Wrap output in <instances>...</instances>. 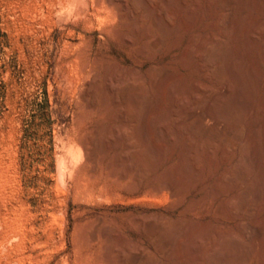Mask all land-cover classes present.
Listing matches in <instances>:
<instances>
[{
    "label": "rangeland",
    "instance_id": "1",
    "mask_svg": "<svg viewBox=\"0 0 264 264\" xmlns=\"http://www.w3.org/2000/svg\"><path fill=\"white\" fill-rule=\"evenodd\" d=\"M107 1L0 0V264H126L132 251L143 264H215L210 243L222 231L251 244L250 260L263 264L257 231L221 209L251 179L214 189L243 143L262 189L264 72L250 96L234 88L247 107L234 103L241 134L222 158L219 139L208 149V129L224 133L236 119L217 127L208 107L228 76L215 81L202 57L216 36L226 57L263 68L264 38H252L251 21L258 14L264 29L262 1L248 9L247 0H166V11L161 0L134 10ZM222 13L238 23L227 37L215 22ZM152 25L168 31L158 49L144 50ZM201 112L202 122L186 118ZM95 141L104 148L91 159ZM143 164L147 175L137 178ZM250 202L253 214L242 217L264 227V198Z\"/></svg>",
    "mask_w": 264,
    "mask_h": 264
},
{
    "label": "bare ground",
    "instance_id": "2",
    "mask_svg": "<svg viewBox=\"0 0 264 264\" xmlns=\"http://www.w3.org/2000/svg\"><path fill=\"white\" fill-rule=\"evenodd\" d=\"M102 1V0H101ZM104 1V0H103ZM111 3H120L123 4L124 9H126L128 7V5L131 7V10L134 8H136L138 6L139 0H108ZM107 1V2H108ZM210 1V0H209ZM263 5H264V0H261ZM108 2V3H109ZM218 4L223 6V5H234L235 3H237V0H218ZM247 5L246 7L248 8L250 6L251 9H253L251 6L254 7V5H256L258 2V0H247ZM104 3V2H103ZM167 3L169 4L168 1L166 0H161L159 7L162 11H166L167 10ZM208 3V2H207ZM212 3V2H211ZM260 3V2H258ZM113 4V5H114ZM217 4V5H218ZM208 5V4H207ZM216 5V6H217ZM262 5V6H263ZM121 6V5H120ZM119 6V7H120ZM259 6V5H258ZM106 7L107 3H106ZM115 7V5H114ZM118 7V5L116 6ZM129 7V9H130ZM187 7V6H186ZM257 7V6H256ZM261 7V6H260ZM259 7V8H260ZM152 7L150 6V9ZM217 8V7H215ZM245 6L242 7V9H244ZM255 8V7H254ZM112 9V8H111ZM124 10V15H130L131 14V10ZM181 9V7H180ZM184 9V8H182ZM219 9V7H218ZM249 9V8H248ZM258 9V8H257ZM193 10H194V6H193ZM197 10V9H196ZM183 11V10H182ZM189 11L191 12V10L189 9ZM173 12V11H172ZM189 12V13H190ZM193 12V11H192ZM196 13V11H194ZM249 13V12H248ZM193 13H190V15H192ZM197 14V13H196ZM195 14V15H196ZM231 13H222V15L219 17V20L215 21L218 22V26L220 25H225L228 26L229 29H224L222 32L224 34V36H229V34L231 32L234 31V29H237L236 27H238V23L234 22V20L232 19ZM115 15V14H114ZM185 15V14H184ZM187 15V14H186ZM185 15V16H186ZM194 15V16H195ZM247 15V14H246ZM250 15V14H249ZM258 15V14H257ZM255 15V19L253 16H249V17H253V20H251L253 22V26L255 27V32L258 34H256V36H253L252 38L256 39V41H259L261 38H264V29L260 28V25L262 24L261 20L259 18H257L258 16ZM122 16V15H121ZM134 16V15H133ZM194 16H192L193 18H195ZM198 16V14H197ZM196 16V17H197ZM245 16V15H244ZM115 17H117L115 15ZM119 17V16H118ZM117 17V19H118ZM128 17V16H127ZM132 17V16H131ZM129 17V18H131ZM190 17V16H188ZM248 17V18H249ZM260 17V16H259ZM121 18V17H120ZM128 18V19H129ZM261 18V17H260ZM122 19V18H121ZM120 19V20H121ZM186 19V17H185ZM184 19V20H185ZM245 18H243L244 20ZM119 20V19H118ZM144 20V17L140 18V22H142ZM189 20V19H187ZM192 20V18H191ZM245 20H248L247 17ZM249 21V20H248ZM250 21V22H251ZM125 22V21H124ZM137 22V21H136ZM133 22V23H136ZM184 22V21H183ZM190 22V21H189ZM264 22V20H263ZM143 23V22H142ZM182 23V22H181ZM192 23V22H191ZM124 25V24H123ZM136 25V24H135ZM184 25V24H183ZM182 25V26H183ZM189 25V23H188ZM251 25V24H250ZM251 25V26H252ZM175 25H172V22L170 23V26L168 29L172 30L174 28ZM252 26V27H253ZM262 26V25H261ZM181 27V26H180ZM186 27V26H185ZM223 27V26H222ZM221 27V28H222ZM248 27V26H247ZM253 27V28H254ZM135 28V27H134ZM137 28V27H136ZM184 28V27H183ZM187 28H189L187 26ZM186 28V29H187ZM154 26H149L147 29V34L151 35V38L147 41V46L144 47V50H147L148 48L150 49H158L164 40V34L165 31L168 30H160L159 32H155L154 31ZM180 29V28H179ZM185 29V30H186ZM178 30V29H177ZM188 30V29H187ZM249 30L248 28H243L242 29V33H244L245 31ZM139 31V30H138ZM184 31V30H183ZM132 32V31H131ZM170 32V31H169ZM115 33V32H114ZM124 34V33H123ZM139 34V33H138ZM122 35V34H121ZM120 35V36H121ZM138 36V35H137ZM166 36V35H165ZM215 36V35H213ZM123 38V37H122ZM127 38V37H126ZM260 38V39H259ZM132 39V38H131ZM131 39L129 42H131ZM122 40V39H121ZM137 40V39H136ZM128 42V41H127ZM133 42V41H132ZM131 42V44H132ZM226 41L224 40H220L218 39L216 36L212 37L209 39L208 42V46L205 47V49L202 52V57L203 60L205 62V64L208 63V66H210V70L208 68V70L210 71V73L208 72L209 75H211L213 77V79L215 81L218 82H224V79L222 81V78H225V76H228V83L223 85L222 88H220L221 90L219 91H215V92H210L211 89H209L208 91L211 93L212 95V100L211 103L208 107V117H211L212 120L215 121V124L217 127L219 124H222L221 126H225L227 125V123L229 122L230 119H236L233 126H231V128H227L226 132L224 133H220L219 131H217L215 128L212 129L211 127L208 129V149L211 150L212 145L214 146V141L216 139H219V141L221 142V153L223 154L221 157L223 158L224 155H226V157L229 155V153H231V149H230V140H234V139H239L240 134L239 130L237 129V125L239 126L240 120H237V112L235 111V102L240 103L242 106H244V108H246V104L247 102L244 101V103H242V99L238 96L234 95V88L237 86L240 90L244 91L247 93V95L250 96L251 93H253V90L255 89L256 84L258 83L259 79L261 78L260 76H262L263 74H261L262 72H264V67L262 68L260 66V64L258 63L256 58H253L251 60H249L248 62H243V61H238L235 58H229L225 56V49H224V43ZM240 47V45H239ZM250 49V48H249ZM263 53H264V45H263ZM261 50V51H262ZM250 52L253 51L252 48L249 50ZM146 52V51H145ZM103 65V64H102ZM104 66V65H103ZM102 68V67H100ZM226 74V75H225ZM225 75V76H224ZM210 77V76H209ZM211 78V77H210ZM95 85V84H94ZM96 86V85H95ZM94 86V87H95ZM258 86V85H257ZM96 88V87H95ZM94 88V89H95ZM211 88V87H210ZM88 89V88H87ZM90 89V88H89ZM97 92V91H96ZM84 93V92H83ZM87 93V92H86ZM84 93V94H86ZM96 94V93H95ZM87 95V94H86ZM264 98V97H263ZM93 100V99H92ZM89 103L90 106L92 107L94 105V103L96 102V98ZM264 101V100H263ZM99 104V103H98ZM88 105V104H87ZM97 106V105H96ZM95 108V106H94ZM260 111V110H258ZM195 112V111H194ZM261 114V113H260ZM206 116L205 112H201L197 115L191 114L189 116H186V118L191 119L193 121H198V122H202L204 117ZM256 118V116H255ZM258 121V119H257ZM213 127V126H212ZM264 128V127H263ZM262 128V129H263ZM222 130V129H221ZM260 130V128H259ZM258 130V131H259ZM264 130V129H263ZM257 131V132H258ZM261 131V130H260ZM222 132V131H221ZM264 133V132H263ZM260 134H262L260 132ZM258 134V135H260ZM243 136V135H242ZM255 135L254 132L252 130L249 131V135L247 140L254 143L255 149L256 150H261L260 147L262 146V144L264 143V136L260 137L262 140L261 141V146H257L260 142L255 140ZM231 140V141H232ZM242 140V138H241ZM243 141V140H242ZM242 141L240 143H242ZM232 145V144H231ZM218 146V145H217ZM246 144H241L238 147V160L235 164L229 166V168L227 169V171L221 175V177H219L218 182L216 183V187L217 190L214 189L217 194L221 192V188L225 189V187L228 186H234L233 184L235 183H245L248 179H251V182L249 184H247L246 186H244L243 188L237 190L231 198H228V200H226V202L223 205V207H221V209L225 210L227 209L232 215V218L234 217H238L239 218V228L242 229V231L246 232L248 231V233H251V231H257L258 234V240L261 241V247H262V251L264 252V227H256V225H252L250 223V221H246L243 217L245 216V218L252 213L253 209H254V203L250 202V200L252 201L254 199V202H258L261 199L263 200L264 198V161L260 160L261 163L258 164L259 169H260V178H262L263 180V185H262V189H256L254 186V182L253 179H255L256 175L253 177L252 172H250L251 170L248 169V164L251 162V159L248 155L249 151L248 148L246 147ZM254 146V145H253ZM264 146V144H263ZM86 147V146H85ZM101 147V148H100ZM219 147V146H218ZM217 147V148H218ZM233 147V146H232ZM235 147V146H234ZM92 148V147H91ZM104 148V146H100L98 145L97 141L94 142L93 144V149H91L92 151L89 153V156L91 159H96L98 154H99V150ZM216 148V147H214ZM233 149V148H232ZM103 151V150H102ZM213 151V148L212 150ZM210 151V152H211ZM233 152V151H232ZM248 152V153H247ZM107 153V152H105ZM217 153V151L215 152ZM214 154V153H213ZM228 154V155H227ZM217 156V155H215ZM252 158V157H251ZM100 161V160H99ZM96 162V161H95ZM252 163V162H251ZM158 166V164H153L150 169L155 170V168ZM111 167V166H109ZM149 168L146 166V164H143L141 169L138 170L137 172V178L143 177V174L146 173V171L148 172ZM250 170V171H249ZM156 171V170H155ZM142 175V176H141ZM147 175V173H146ZM145 177V176H144ZM143 177V178H144ZM164 179V178H163ZM162 179V180H163ZM136 180V179H135ZM164 181V180H163ZM171 183V182H170ZM166 184L165 183H160L155 185V188H158L160 190L161 187H163V189L165 188ZM168 185V184H167ZM166 185V186H167ZM215 185V184H214ZM177 185H173V187H175ZM169 187V186H167ZM172 187V186H171ZM215 187V188H216ZM182 189V187H180ZM185 188V187H184ZM218 188H220V192L218 191ZM229 190L231 189L230 187H228ZM154 189V188H153ZM158 189H156L157 191H159ZM166 189V188H165ZM174 190L176 188H173ZM179 189V186L178 188ZM176 189V190H177ZM233 189V188H232ZM162 190V189H161ZM180 190V189H179ZM178 190V191H179ZM187 190V189H185ZM226 190V189H225ZM181 191V190H180ZM159 193V192H158ZM161 193V192H160ZM177 193V192H175ZM179 193V192H178ZM177 196V195H176ZM253 198V199H252ZM257 205V204H255ZM191 206V205H190ZM256 207V206H255ZM219 209V208H218ZM220 209V210H221ZM221 210V211H223ZM227 212V211H225ZM254 212V211H253ZM229 213V214H230ZM253 214V213H252ZM243 216V217H242ZM237 218V219H238ZM264 219V218H263ZM146 221V224H149L150 222H152V220H144ZM238 223V222H237ZM237 226V227H238ZM147 227V226H146ZM149 229H151V227L148 226ZM250 230V232H249ZM221 231V230H220ZM235 232V231H234ZM106 233V232H105ZM252 234V233H251ZM250 234V236H252ZM94 235V234H93ZM237 235V234H236ZM233 232H229V231H222L220 233V236L214 240H212V242L210 243V248L212 250V257L211 260H213V262H215V264H217L218 259L221 258V262L222 264H254L250 258H249V254L252 251V246L251 244L248 243H244L238 236H236ZM254 236V234H253ZM256 238V239H257ZM229 243V244H228ZM232 243V244H231ZM234 245L233 249L236 250L232 251L231 253L227 252L228 251V245ZM113 246V245H112ZM108 249V248H107ZM109 251V250H108ZM108 251L106 250V253H108ZM262 252V253H263ZM253 253V251H252ZM108 261H111L110 255L106 256ZM253 258V257H252ZM264 258V256H263ZM127 261L126 264H143V257L142 255H140L139 253H135V252H131L130 255L127 257ZM262 259V258H261ZM254 260V259H252ZM263 261V262H262ZM262 263L264 264V259H262ZM114 262V261H113ZM124 262V261H123ZM220 262V261H219ZM116 263V262H115ZM121 263V262H119ZM260 263V262H259ZM111 264V263H110ZM125 264V263H124ZM257 264V263H255ZM261 264V263H260Z\"/></svg>",
    "mask_w": 264,
    "mask_h": 264
}]
</instances>
